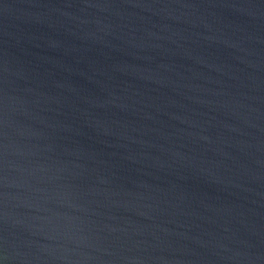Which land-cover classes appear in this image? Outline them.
I'll return each instance as SVG.
<instances>
[{"label":"water","instance_id":"water-1","mask_svg":"<svg viewBox=\"0 0 264 264\" xmlns=\"http://www.w3.org/2000/svg\"><path fill=\"white\" fill-rule=\"evenodd\" d=\"M0 264H264V0H0Z\"/></svg>","mask_w":264,"mask_h":264}]
</instances>
